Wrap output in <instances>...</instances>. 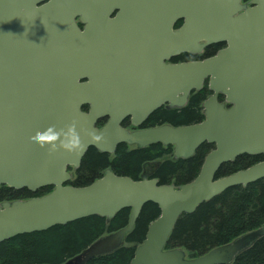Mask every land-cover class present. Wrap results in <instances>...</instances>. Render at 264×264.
Masks as SVG:
<instances>
[{"label": "water", "instance_id": "95a60500", "mask_svg": "<svg viewBox=\"0 0 264 264\" xmlns=\"http://www.w3.org/2000/svg\"><path fill=\"white\" fill-rule=\"evenodd\" d=\"M0 0V185L13 189L53 186L42 196L0 203V243L81 218L112 219L131 209L128 223L106 234L65 264H87L121 248L148 202L160 216L148 227L131 264H230L264 237V225L189 258L183 248L166 249L180 216L230 187L264 178V160L217 178L222 165L239 156L264 154V0ZM120 9L117 22L109 16ZM89 22L83 32L76 18ZM185 23L173 32L179 18ZM110 26L102 28L101 24ZM169 34L188 48L197 39L227 42L203 60L166 64L134 59L133 35ZM170 56V55H169ZM150 64L152 66H150ZM137 65H140L139 67ZM209 80L205 119L187 125L163 124L128 132L120 126L130 113L141 123L162 102L185 106L188 96ZM164 91V92H163ZM226 103L218 101V94ZM178 94H182L181 97ZM89 104V112L82 110ZM110 121L101 129L96 123ZM75 124L86 145L82 154L52 151L35 138L49 128ZM93 133L101 140H93ZM174 146L190 158L205 143L215 145L196 178L180 185L157 178L135 180L107 169L84 186L67 184L90 147L113 152L117 144Z\"/></svg>", "mask_w": 264, "mask_h": 264}, {"label": "trees", "instance_id": "16d2710c", "mask_svg": "<svg viewBox=\"0 0 264 264\" xmlns=\"http://www.w3.org/2000/svg\"><path fill=\"white\" fill-rule=\"evenodd\" d=\"M207 94L204 90L192 95L181 109L163 108L151 115L153 123H170L174 126L193 124L205 118L202 103ZM214 145L205 143L190 158H173V146L167 150L159 143L150 148L127 151L120 145L116 155L109 159L105 153L90 147L78 170L74 186L90 184L102 176L111 166L121 176L140 179L144 167L157 159L161 160L151 177L162 184L181 185L193 180L200 172L206 155ZM264 156L242 155L233 162L221 166L216 177H222L247 168ZM52 187L36 192L28 189H13L0 186V202L42 196ZM131 209L125 208L108 220L100 215L81 218L64 225H55L44 231L17 235L0 243V264H65L82 252L99 237L124 227L130 218ZM161 214L158 204L148 202L137 219L134 230L126 237L125 245L113 253L95 257L87 264H131L136 248L147 235L148 227ZM264 225V178L244 187L228 188L213 199L203 202L194 213H184L179 218L166 248H185L190 257L206 253L214 247L226 244L234 238ZM231 264H264V237L243 251Z\"/></svg>", "mask_w": 264, "mask_h": 264}, {"label": "flooded vegetation", "instance_id": "af4514ba", "mask_svg": "<svg viewBox=\"0 0 264 264\" xmlns=\"http://www.w3.org/2000/svg\"><path fill=\"white\" fill-rule=\"evenodd\" d=\"M249 1L250 0H243V3L248 4ZM119 12H120V9H115L112 12V14L109 16L110 22L115 23L119 20V18L117 17ZM76 22H77L78 27L83 32H86V30L88 29V26H89V22L82 20L80 17L76 18ZM106 23L107 24H101V27L107 28L108 26H110L109 29H111L113 27L112 25H109L108 21H106ZM184 23H185V18L179 17L173 24V32L180 30L182 28V26L184 25ZM133 36H134L133 39L136 38L133 41L134 51H133L132 56L134 57V59H141L142 58L141 56H143V57L149 58L153 61H158V62H162V63H166V64H169V63L170 64H179V63H183V62H187V61L202 60V59H205L207 57L213 56L220 49L225 48L227 46V42L225 41V42H221V43H211V44H208L207 46H205L204 48H201V44L205 43V41H203L199 38L194 42V44L191 46V48H188L185 45H176L173 42H171L169 39V34L158 33V32H150L148 35H145V33H136ZM137 66L139 67L140 65H137ZM150 66H152V65L150 64ZM202 90L205 91V93L207 94V97L211 95V91L209 89V86H207L204 83V87L201 90L193 91L190 93V95L188 96V100H187L186 105L190 101L192 95L199 93ZM181 95L182 94H178L179 97H181ZM222 99L225 100V96L222 94H218V100H222ZM185 106L171 107L169 100L162 99L161 104L155 110H153L147 116V118L145 120H143L141 123H138V124L135 123L134 114L130 113V114H127L121 120L120 126L122 128H124L125 130H127L128 132H135V131L149 129V128H152L155 126L167 124V122L163 123L162 121L159 123H153L151 121L150 117L155 111H157L161 108H163L165 110H172V109H181V108H184ZM82 110L84 112H89L90 105L89 104L83 105ZM110 119H111L110 115L103 116L96 123L97 127L101 129L110 121ZM159 144L165 150H167L169 148V145H165L163 143H159ZM120 145H123V147L127 151L151 147V145L145 146V147H140L138 144H130L128 142H121V143L117 144L116 149L113 152H101L96 147H94V148L100 153L107 154L109 159H112L116 155L118 147ZM167 159H168V156L162 160H167ZM107 168H110L113 171L111 166H109ZM78 170H79V168L78 169H74L73 167L70 168L72 175L74 173V178H72L73 180H75L78 177ZM141 176H147L145 169L142 170L140 177Z\"/></svg>", "mask_w": 264, "mask_h": 264}, {"label": "clouds", "instance_id": "9594fccd", "mask_svg": "<svg viewBox=\"0 0 264 264\" xmlns=\"http://www.w3.org/2000/svg\"><path fill=\"white\" fill-rule=\"evenodd\" d=\"M42 147H49L52 151L63 149L69 153L80 155L86 148L75 124L67 126V129L57 131L54 127L49 128L44 134L35 138ZM93 140H101V136L93 133Z\"/></svg>", "mask_w": 264, "mask_h": 264}, {"label": "rangeland", "instance_id": "374dc122", "mask_svg": "<svg viewBox=\"0 0 264 264\" xmlns=\"http://www.w3.org/2000/svg\"><path fill=\"white\" fill-rule=\"evenodd\" d=\"M161 160L162 159H157L156 161H154V162H151L150 164H147L146 166H145V170H146V175H150V174H152L153 173V171H154V169H155V167L158 165V164H160V162H161ZM73 178H74V173H73Z\"/></svg>", "mask_w": 264, "mask_h": 264}]
</instances>
